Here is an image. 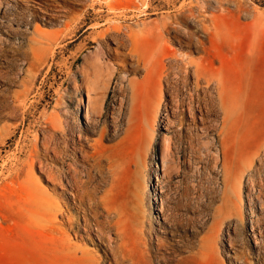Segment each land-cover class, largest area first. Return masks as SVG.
Returning <instances> with one entry per match:
<instances>
[{"label":"rangeland","instance_id":"rangeland-1","mask_svg":"<svg viewBox=\"0 0 264 264\" xmlns=\"http://www.w3.org/2000/svg\"><path fill=\"white\" fill-rule=\"evenodd\" d=\"M182 4L194 9L192 20L179 15ZM108 27L104 45L118 53L111 61L137 80L126 134L127 83L111 134L118 73L96 130L81 128L76 107L79 59L70 64L79 47H95L96 30ZM129 36L140 38L144 54L157 41L147 75L139 53L130 52ZM47 39L55 41L47 46ZM173 53L196 61L233 106L226 155L244 169L229 192L239 213L218 215L224 177L220 167L189 153L187 140L200 123L180 107L169 133L178 146V169L169 176L158 172L164 103L169 96L184 98L193 81L184 72L165 77ZM211 85L192 88L211 94L212 109L204 114L209 125L219 117ZM87 262L264 264V0H0V264Z\"/></svg>","mask_w":264,"mask_h":264},{"label":"bare ground","instance_id":"bare-ground-1","mask_svg":"<svg viewBox=\"0 0 264 264\" xmlns=\"http://www.w3.org/2000/svg\"><path fill=\"white\" fill-rule=\"evenodd\" d=\"M134 6H136V5H134ZM184 8H185V4H182L179 7V11H180L179 15L180 16L183 15V17H185L186 19L192 20L194 18V9L192 7H189L187 9H184ZM108 20L110 21V19H108ZM109 24H110V22H109ZM96 26H97V24H96ZM68 27H69V24H66L64 30H67ZM75 27H77V26H75ZM71 29H73V28H71ZM95 29H96V27H95ZM64 30H61L58 34L60 35L61 33H63ZM70 31H72V30H70ZM70 31H69V33H70ZM110 31H111V28H109V27L105 28L103 30H99V31L96 30V32H94L93 35L91 36V40H90V42H93L96 44L95 47H88V46L86 47V45L79 47L77 49V52L75 53L76 57L74 58V60L72 59L73 62L70 64V66H72V64L77 62V60L79 59V63L77 65L76 71L74 73V75L79 76V78H80V81H78L79 84L77 82L78 85L76 86V90H75L79 94V98L77 99L76 107L82 114L83 125L81 128H83L86 131L92 132V129H95V125H97L99 123L98 122V121H100L99 119L105 113V106H106V103L108 101L107 100L108 93L110 91V88H111V85L114 81V78L116 79L115 75L118 73L120 75V77L118 79V84H116L117 85V92H116L117 94L113 100L112 111L109 114V117L112 119V122H111L112 123L111 124L112 132H111V134H115V132L118 128V126L116 127V124H115L116 120L113 121V119H116V115L120 116L122 111H123L124 100H125V96L127 95V94L125 95V83H127L126 85H128L130 91H129V93H128L129 95L127 97L128 101H126L127 107L125 106L126 107L125 108L126 114H124L125 117L127 116V128L125 130V134H126L130 129L129 127H130V120H131V111H132V105L134 103L135 94H136V90H137V80L133 79V78L129 79L128 75H127L128 72H126L125 70L121 71L120 66L118 67V65L116 63H113L111 61V58H112L111 56L113 54L114 55L118 54L117 50L115 51L114 50L115 48H113L112 50L109 49V47L107 48L103 42L104 39L106 40V38L110 36ZM124 31H126V30H124ZM119 34H121V33H119ZM122 35H123V33H122ZM60 36H62V35H60ZM212 36H214L213 33H211V36L209 38L210 40L212 39ZM119 37H121V36H119ZM162 37L163 36L161 35V39H162ZM58 38H60V37H58ZM158 38H159V36H158ZM123 39H124L123 41H125L126 38L124 37ZM121 40H122V38H121ZM129 40L131 41L130 52L131 53H139L137 63L141 62L143 64V68L145 70L146 75L149 74L151 71H153V68H154L153 66L156 62L154 56L157 52V50H156L157 46H158L157 41L154 43L155 46H154L153 50L150 52V54H144L143 50L139 46L140 38H138L136 36L130 38V36H129ZM156 40H158V43L160 42L159 39H156ZM54 41L55 40H53V39H47L46 45L50 46V45H52V43H54ZM117 42H118V38H117ZM117 42H115V43L117 44ZM126 42H127V40H126ZM126 46H127V44H126ZM116 48H117V45H116ZM43 49H45V47H39V50H43ZM132 56H134V55H132ZM135 58H136V56H135ZM169 59H170V64L168 66V69H166L169 72L167 71L165 77L179 78L180 73L184 72L185 76L192 77L193 81L190 83V86L187 87L184 98L174 99L175 97L173 98L172 96H169V99H167V102L164 103L163 109L165 112V120H163V122H161L162 126L160 128L162 135H161L160 140H159V167L157 166L158 172L161 173V177L162 176H169L170 172L173 171L174 169H176V167L178 169L177 164H178L179 157L176 158L174 155L175 154L174 152L178 146L175 148V146L172 143L174 141V140L172 141L173 137H171L169 135V133L171 131V128L175 125V121L173 120V118L175 117L174 112L177 111L178 108L180 107L183 115L185 117H187L190 121H192V123L195 120L199 121V123H200V126L197 127L198 128V130H196L197 132H195L193 135L195 137L194 138L195 140L190 136L191 134L189 135L190 137L187 140L186 145H187V149H188L189 153H198L202 158L211 161L215 168L220 167V170H221L222 175L224 177V182H225L224 200H223L222 208H218V211H217L218 215H222V213L225 214L226 212L228 213L227 210H229V212H230V210H232V209L237 210V212L239 213L238 206H235V204L232 202V199L229 196V192L234 189L235 184L239 183L240 176L244 172V169H242L241 167L233 166L232 164H230L228 159H227V155H226V131H227V127H228L230 118L232 116L233 106L225 99L224 92H223L220 84L215 82L210 76H207L203 71H201L199 64L196 61H194L192 58H190L186 54H184V55L179 54V57H177L176 54L173 53L169 56ZM176 80H178V79H176ZM200 83H205L206 89L212 83L215 84L217 87V100H218V103H217L218 108L217 109H218L219 117H218V119L214 118V119H211L210 121H208V122L212 121V123L210 125L204 124V120L206 119L204 117V114L209 113L210 109H212V106H213L212 102L213 101L210 98L211 94L209 95V94L203 92V95L199 96L198 94L197 95L194 94V90L192 89L195 85L198 86ZM74 84H76V83L74 82ZM195 93H197V92H195ZM200 95H201V93H200ZM111 101H112V99H111ZM161 105H162V101L159 99L153 107V110L151 112V118H152L151 119V121H152L151 125L152 126L156 122L157 115H158L159 109L161 108ZM180 109H179V111H180ZM196 114H197V116H196ZM105 118H108V117H105ZM104 119H102V120H104ZM105 120H107V119H105ZM179 130H180V128H179ZM210 130L216 131V133L214 135H212L209 133ZM123 131H124V129H123ZM175 131H176V129L174 130V132ZM93 132H94V130H93ZM104 133H105V129L103 127L99 130V138L100 139H102V137L104 136ZM175 133H177L175 135L177 137H179L178 134L180 132L179 133L175 132ZM181 133H180V136H181ZM100 139L95 140V142H99ZM174 139L178 140L177 138H174ZM175 142H177V141H175ZM153 143H154V141H153ZM177 151H176V153H177ZM189 160H190V158H189ZM189 160H187V162H189ZM217 169H219V168H217ZM246 175H249V174H246ZM51 179H52V177H51ZM250 180L252 181V179H250ZM243 181H245V180L243 179ZM247 182L248 181H246V183ZM252 185H254V183ZM153 186L155 187V190L157 189V190H159V192H161L160 191L161 189L158 185V178H156V183ZM252 189H254V188L252 187ZM260 197L262 198L261 195H260ZM256 198L259 199V196L258 197L256 196ZM153 200L155 201L156 199L154 198ZM259 220H260V218H259ZM257 224H259V223H257ZM254 235H255V231L253 233V238L256 239ZM256 240H255V242H256ZM85 256H86V252L82 251V254H81L82 260L85 259ZM85 264H90V262H87Z\"/></svg>","mask_w":264,"mask_h":264}]
</instances>
